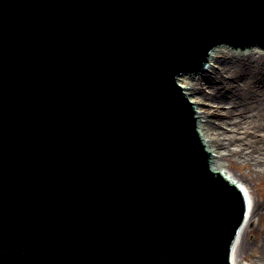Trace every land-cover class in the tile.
I'll return each mask as SVG.
<instances>
[{"label":"water","instance_id":"1","mask_svg":"<svg viewBox=\"0 0 264 264\" xmlns=\"http://www.w3.org/2000/svg\"><path fill=\"white\" fill-rule=\"evenodd\" d=\"M255 48L264 0H0V264H232L247 201L177 79Z\"/></svg>","mask_w":264,"mask_h":264},{"label":"bare ground","instance_id":"2","mask_svg":"<svg viewBox=\"0 0 264 264\" xmlns=\"http://www.w3.org/2000/svg\"><path fill=\"white\" fill-rule=\"evenodd\" d=\"M213 53L204 73L179 77L177 82L196 107L195 119H199L206 150L213 153L212 170L229 179L217 163L231 156L252 161L255 171L264 169L260 152H264V65L256 63L259 57L255 53ZM233 74L238 76L228 80ZM234 184L243 192L248 207L232 254V264H240L238 253L246 249L242 235L260 210L243 184Z\"/></svg>","mask_w":264,"mask_h":264},{"label":"rangeland","instance_id":"3","mask_svg":"<svg viewBox=\"0 0 264 264\" xmlns=\"http://www.w3.org/2000/svg\"><path fill=\"white\" fill-rule=\"evenodd\" d=\"M231 52L255 53L256 56L259 57L257 58L256 63L264 65L263 49H244L237 50V52ZM218 53L221 52H215L213 55ZM237 76V74H233L231 77H228V80L232 79L233 81V78ZM190 77L193 78L194 76ZM182 87L185 88L184 85ZM186 100L191 102V99H189L188 96H186ZM193 109L194 111L196 110L194 105ZM260 152L261 154H264L262 150H260ZM217 164L223 169V173H227L230 180L243 184V186L249 191L255 208L260 210L256 217L248 223L249 225L242 235V242L246 246V249L243 250V252L238 253L237 259L240 264H264V169H258L255 171L252 161H245L236 156L222 159Z\"/></svg>","mask_w":264,"mask_h":264}]
</instances>
